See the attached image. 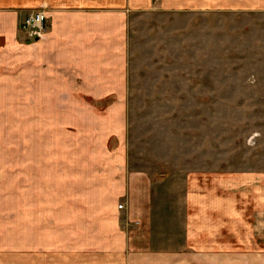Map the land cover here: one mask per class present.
I'll return each mask as SVG.
<instances>
[{"label": "crops", "instance_id": "0c3cea01", "mask_svg": "<svg viewBox=\"0 0 264 264\" xmlns=\"http://www.w3.org/2000/svg\"><path fill=\"white\" fill-rule=\"evenodd\" d=\"M42 7L46 31L32 39L19 23ZM159 11L264 13V0H0V109H28L14 118L27 147L0 153L13 173L0 181V264H264V171H194L170 201L166 182L129 166V21ZM54 90L116 98L99 110L54 104ZM54 107L68 109L55 128L75 130L60 148Z\"/></svg>", "mask_w": 264, "mask_h": 264}, {"label": "rangeland", "instance_id": "374dc122", "mask_svg": "<svg viewBox=\"0 0 264 264\" xmlns=\"http://www.w3.org/2000/svg\"><path fill=\"white\" fill-rule=\"evenodd\" d=\"M52 96L54 104L82 98L99 110L116 98L69 90H54ZM123 98L129 166L166 182L170 201L173 192H184L183 182L194 171H264V13L133 14ZM27 110L0 109V153L27 147V128L14 126L18 113L23 120ZM61 110L68 109L53 108L56 148L65 146V130L75 131L71 124L65 130L55 128ZM73 120L70 116L69 122ZM6 159L11 156H1L0 164ZM12 174L0 165V181L11 184ZM6 183L9 195L12 189ZM163 202L156 201V213ZM12 223L5 219V226Z\"/></svg>", "mask_w": 264, "mask_h": 264}, {"label": "built area", "instance_id": "2783aa9c", "mask_svg": "<svg viewBox=\"0 0 264 264\" xmlns=\"http://www.w3.org/2000/svg\"><path fill=\"white\" fill-rule=\"evenodd\" d=\"M47 17L48 11L44 7L38 8L27 13L20 20L19 26L28 33L30 38H41L46 31ZM118 207L122 208L123 204H119Z\"/></svg>", "mask_w": 264, "mask_h": 264}]
</instances>
